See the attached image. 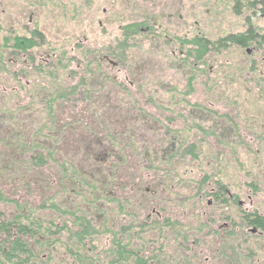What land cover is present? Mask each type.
<instances>
[{
	"label": "rangeland",
	"instance_id": "rangeland-1",
	"mask_svg": "<svg viewBox=\"0 0 264 264\" xmlns=\"http://www.w3.org/2000/svg\"><path fill=\"white\" fill-rule=\"evenodd\" d=\"M245 1L0 0V214L17 217L25 201L53 232L31 241L36 264H72L76 232L85 261L105 263L122 227L131 250L178 252L177 264L182 242L208 245V264H264V231L245 220L264 219V50L188 54L197 34L244 31ZM251 24L264 33V17ZM122 25L137 31L122 38ZM33 30L42 41L26 53L2 48Z\"/></svg>",
	"mask_w": 264,
	"mask_h": 264
},
{
	"label": "trees",
	"instance_id": "trees-1",
	"mask_svg": "<svg viewBox=\"0 0 264 264\" xmlns=\"http://www.w3.org/2000/svg\"><path fill=\"white\" fill-rule=\"evenodd\" d=\"M251 26L248 25L247 28L242 31L238 32L237 34H227L225 37H221L215 41H210L201 35L197 34L195 37L192 38L191 43L194 48L191 50L190 57H193L194 62L201 61L202 63H205L206 57L208 54L212 53H220L221 50H225L228 47H240L243 48L247 46L249 43H256L257 46L264 50V37L253 39L252 32H251ZM130 30V32H129ZM121 31V37L125 38L126 36L130 34H134L137 31L136 25H130V26H120ZM41 33H39L37 30L31 31L27 36H15L11 42L8 41L7 38L3 39V47H7L6 45H9L8 48L16 50L15 53H26L33 47L37 46V43L35 40L42 41ZM125 40V39H124ZM113 57L116 59H120L121 54L115 52H111ZM195 64H192L191 68H195ZM61 98H64L62 96ZM63 100V99H62ZM205 106H203L204 108ZM230 108V107H226ZM207 110V109H206ZM237 112V111H236ZM220 116V120L223 121V123H226L229 125V114L224 113ZM228 127V126H227ZM226 133L230 131L223 129ZM233 130V129H231ZM237 133V128L234 130ZM108 133V132H107ZM14 142V146L12 147L11 144H9V148L12 147V150L17 152L21 158L25 157L26 152L29 150L26 144H19L20 141H25V137L23 136H16L15 139L12 140ZM5 144V143H4ZM8 147V145H4ZM36 146V145H35ZM187 151V150H183ZM8 153V150L6 151ZM190 152L185 153H179L176 158L178 160L185 161L186 155H189ZM52 153L47 154V157H50ZM190 157V156H189ZM10 159V156H8ZM192 159V158H191ZM180 160V161H181ZM190 160V159H189ZM33 162L35 167L40 168L39 166L45 162V158L41 154H37V157H33ZM71 179V178H70ZM82 179L84 180V176H82ZM207 179V178H206ZM203 178V180H206ZM67 180V179H66ZM68 182L70 180H67ZM81 181V180H79ZM82 183V181H81ZM217 190V195L222 197L224 196L225 187L224 185H221L219 182L213 183V186ZM37 199V198H36ZM8 201L5 199L3 195V191L0 189V201ZM223 202L225 200L223 199ZM27 202H21L19 204L16 201L17 209L20 211L17 217H6L3 214H0V235H3L5 237L4 244H6L4 251L0 250V264H36L37 262V250L32 249V245H30L31 241L34 239V242L41 244L37 238H35L36 235L42 230L44 232L47 231V233H53L49 231V227H45V223L42 226V222H40L37 218H33L30 214H23V209L26 208L28 205H26ZM41 207H45L44 204L41 205ZM49 209L54 210L55 206L51 203L49 206H47ZM245 220L249 222V224L253 226L260 227L261 230L264 231V219L258 215H245ZM46 230V231H45ZM13 231L17 235L16 238L12 237ZM76 235L78 237V243L81 244L82 240L85 238L86 234L82 232H76ZM45 243V242H44ZM34 246V245H33ZM71 252V251H69Z\"/></svg>",
	"mask_w": 264,
	"mask_h": 264
},
{
	"label": "flooded vegetation",
	"instance_id": "flooded-vegetation-1",
	"mask_svg": "<svg viewBox=\"0 0 264 264\" xmlns=\"http://www.w3.org/2000/svg\"><path fill=\"white\" fill-rule=\"evenodd\" d=\"M240 8L248 9L253 11L251 13V16L243 20L245 24L250 25L251 32L253 39H258L264 37V33H261L260 31L253 28V25L251 24L254 17H264V15H260V11L264 9V0H246L244 3L239 2L237 3ZM248 49H245V52H248ZM215 189L214 187H212ZM216 193L217 190L215 189ZM218 196V195H217ZM219 201L223 200V197L218 196ZM129 214V213H127ZM159 214V213H158ZM129 217H127L128 220ZM260 227L254 226L252 229V233H255ZM122 232L120 233L122 237L120 238H112L110 248L107 252L108 260L105 263L101 264H177L179 263L177 256L178 252L175 253L176 257L173 256L172 252H166L167 250H163L159 248L158 250H152L146 247V244L144 243H138L136 250H131L130 245L133 240L130 238L129 234V228H121ZM261 231V229H260ZM261 233V232H259ZM73 239V238H72ZM76 240V238L73 239V241ZM123 241V242H122ZM32 245V244H31ZM34 245V244H33ZM32 245V247H33ZM81 244L74 241L73 246L76 247V251L68 250L71 252H68L67 256L70 258L72 264H92L85 261L84 256L79 252V246ZM181 251H188L185 254L181 253L180 257V263L183 264H191L194 260L197 262H201L202 264H208L210 261V257L213 258V256H210V250L208 245L203 246L202 248L196 247V249L190 248V243H181L180 244ZM34 249V248H32ZM147 249L149 252H151L150 255H146ZM155 251V252H154ZM141 252H143V255H141ZM111 253V254H109ZM66 254V253H64ZM147 262V263H146ZM193 264V263H192Z\"/></svg>",
	"mask_w": 264,
	"mask_h": 264
}]
</instances>
